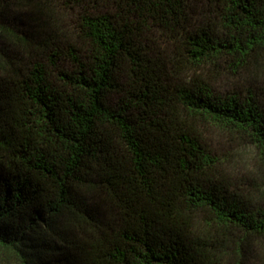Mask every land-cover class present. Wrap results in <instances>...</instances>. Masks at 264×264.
Segmentation results:
<instances>
[{
  "label": "trees",
  "instance_id": "1",
  "mask_svg": "<svg viewBox=\"0 0 264 264\" xmlns=\"http://www.w3.org/2000/svg\"><path fill=\"white\" fill-rule=\"evenodd\" d=\"M264 0H0V262L264 264Z\"/></svg>",
  "mask_w": 264,
  "mask_h": 264
},
{
  "label": "rangeland",
  "instance_id": "2",
  "mask_svg": "<svg viewBox=\"0 0 264 264\" xmlns=\"http://www.w3.org/2000/svg\"><path fill=\"white\" fill-rule=\"evenodd\" d=\"M213 140L216 148L230 160L242 191L264 206V163L249 141L239 134L219 130L214 132Z\"/></svg>",
  "mask_w": 264,
  "mask_h": 264
}]
</instances>
